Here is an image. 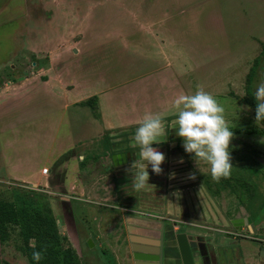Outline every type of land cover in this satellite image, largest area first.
Wrapping results in <instances>:
<instances>
[{
    "label": "rangeland",
    "instance_id": "1",
    "mask_svg": "<svg viewBox=\"0 0 264 264\" xmlns=\"http://www.w3.org/2000/svg\"><path fill=\"white\" fill-rule=\"evenodd\" d=\"M91 1L93 4L90 10L94 8L92 16L95 18H87V22L93 27L96 26L91 31L92 38L102 39L104 34L122 33L120 29L124 27L132 31L133 24L125 23L134 22L130 18L139 19L138 7L147 8L149 5L151 17L159 24H184L188 23L190 18L193 22H198L197 29L193 27L195 37L201 39L205 46H201L203 51L196 55L195 61L191 63L193 71L181 77L180 82L185 87L184 94H195L198 87H203L224 108V117L234 133L229 145L233 164L232 175L219 181L213 180L210 165L195 157L194 153L185 151L183 138L177 135L178 110L172 106L174 99L182 94L176 85L165 101L162 92L157 91L158 95L160 94L159 106L166 102L172 103L165 110L166 113L160 116L165 129L164 135L159 137L162 142L152 145L165 155V160L161 164L163 171L159 175L155 174L151 164H148L149 181L143 189L137 191L134 188L133 175L126 170L132 162L138 166L147 164L141 160L140 147L134 141V134L140 122L136 126L112 132L110 135L105 133L100 137L89 136L90 138L82 139L78 132L85 133V128L89 125V117L86 115L88 108L80 107L76 111L74 107H70L66 112L68 125L73 128V137L77 136L82 144L79 146L83 155L82 167L72 185L75 188L80 187L79 195L70 191L63 194H51L50 191V194H47L44 191L0 183V201L15 206L22 202L32 207H39L40 204L41 208L50 211L57 234L65 237L61 240L62 245L70 247L77 264H132L129 240L131 233L128 226L137 225L125 219L126 215L130 220H142L151 224L163 220L165 223L178 225V229L193 235H207L206 241H209L208 236L213 235L224 238L223 245L229 244L232 240L225 238L228 235L231 239L232 226L228 220L237 214H245L244 207L236 203V200L240 199V192L244 190L242 195L245 196L244 204L248 211H254L258 205H264V121H255L256 106L247 104L243 99L244 96L255 98L258 85L264 82V55L260 54L261 45L264 44V0H150L149 4L145 0H101L106 1L104 5L98 2L99 0ZM75 2L82 6L89 4L87 0ZM22 6L23 0H0V86L4 85L6 78H18L23 74L28 76L38 72L37 67L32 68L29 65V49L25 45L16 48L17 41L13 39L17 27L16 17L18 14L22 16ZM179 7H185L186 10L181 17V13L177 12ZM192 8L199 10V14L194 12L195 14L186 15L189 13L188 9ZM97 9L100 10L99 13L95 12ZM48 10L46 12L49 13ZM142 12L147 15L144 17L150 16L146 10ZM84 13L85 10L80 12ZM220 13L221 20L216 16ZM198 18L200 20L196 21ZM214 18L218 19V23ZM69 19L56 15L53 18V23H57L54 26L56 32L62 28V24H69ZM205 23L213 24L215 28L222 26L221 31L216 30V34L211 35V31L207 32L203 28ZM18 33V41H21L23 33L21 30ZM74 34L70 38L72 42L81 41V35ZM171 34L165 31V35ZM177 34H183L181 26L175 28V35ZM70 42L69 44H72ZM114 43L116 42L109 39L105 41V47L99 50L102 54L109 53L105 58L109 67L118 58L115 53L122 50L117 44L114 48ZM10 54L12 55L9 57ZM254 58L257 59V65L251 81L247 83L249 90H245V78ZM128 59L129 56L126 60ZM5 60L9 63H4ZM120 61L116 63L119 66L125 61V54L121 55ZM140 96L143 97L141 92ZM89 131L93 133L91 127ZM106 146H109V151L105 155L101 154V147ZM120 151L126 152L127 160L125 163L114 165L110 155ZM45 164L50 165L47 161ZM192 173H195L194 180L189 178ZM241 173L245 174L242 183L239 181L242 178ZM226 179L232 186L231 183H226ZM42 182L43 179H40L39 184ZM256 190L259 192L257 197ZM70 195L81 197L73 199L71 203L69 214L70 217L71 214L74 216L73 226L68 214L70 203L61 199ZM68 199L71 202L69 197ZM142 230L149 232L150 228L143 224ZM6 234L3 241H0V264L3 261L7 264H28L19 249L21 241L18 229L13 223L7 224Z\"/></svg>",
    "mask_w": 264,
    "mask_h": 264
},
{
    "label": "crops",
    "instance_id": "2",
    "mask_svg": "<svg viewBox=\"0 0 264 264\" xmlns=\"http://www.w3.org/2000/svg\"><path fill=\"white\" fill-rule=\"evenodd\" d=\"M74 1L23 0L22 16L18 14L16 17L17 27L13 37L17 41L15 47L25 45L29 49V65L32 68L37 67L38 72L28 76L23 74L18 78H6L4 85L0 86L2 184L44 191L47 194H50V191L51 194L70 191L79 195L80 187L75 188L72 185L82 167L80 160L83 155L79 147L82 144L77 136L73 137V128L68 125V109L88 108L86 115L89 117V125L85 128V133L78 132L82 139L90 138L89 136L100 137L105 133L110 135L112 132L136 126L148 114L164 115L172 103L166 102L159 106L160 94L158 95L157 91H161L165 96L164 101L176 85L184 94L185 87L181 85L180 78L193 71L191 63L195 61L194 57L203 51L201 46H205L201 39L195 37L194 30L197 29L198 22L195 23L190 18L188 23L184 24H159L151 17L150 5L147 8L138 7L139 19L130 18L134 22L125 23L133 24L132 31L124 27L120 29L122 33L104 34L102 39L92 38L91 31L96 26L88 23L87 18H95L92 16L94 8L90 10L93 1L87 0L88 6ZM106 1L98 2L104 5ZM145 2L149 4L150 0ZM47 9L49 13L46 12ZM192 9H188L189 13L186 15L194 12L199 14V10ZM82 10H85L84 14H80ZM97 10L95 12L99 13L100 10ZM144 10L150 14L149 17H144L147 16L142 12ZM185 11V7L177 8V12L181 13L180 17ZM56 15L70 18V23L62 24L58 32L54 28L57 23H53ZM216 16L221 20V13ZM199 20L198 18L196 21ZM214 20L218 23L217 18ZM177 26H181L182 35H175ZM203 28L215 35V31H221L222 26L215 28L213 24L205 23ZM19 30L23 33L21 41H18ZM165 31L172 34L165 35ZM74 33L81 35L83 42H72L70 38ZM109 39L116 42L114 48L115 44L122 48L120 52L115 53L118 58L110 67L105 60L109 53L99 52ZM69 41L72 44H69ZM123 54L125 61L119 66L116 63L121 62ZM127 56L130 59L126 60ZM4 63L9 62L5 60ZM106 63L108 65L103 67ZM88 98L91 99L89 102L82 103ZM76 111L73 112L75 115ZM161 111L163 112L160 114ZM90 127L93 133H90ZM104 149L105 152H102ZM108 151L109 146L100 149L104 155ZM46 161L49 166H46ZM43 167L46 168L45 173L41 172ZM40 179H43L41 185ZM68 197L61 199L63 202L69 201V214L72 200L81 197ZM124 218L130 220L127 215ZM70 222L73 226V214ZM230 235L231 239L228 235L225 238L232 242L225 245L222 243L224 238L210 235L209 241H206L207 235L202 236L203 241L212 246L207 252L216 260L219 259V264H235L232 258L238 250L241 251L245 264H256V261L264 264L263 253L257 254L258 247L249 241L248 234L244 233L240 238H235L233 233ZM228 246L231 248H227Z\"/></svg>",
    "mask_w": 264,
    "mask_h": 264
},
{
    "label": "clouds",
    "instance_id": "3",
    "mask_svg": "<svg viewBox=\"0 0 264 264\" xmlns=\"http://www.w3.org/2000/svg\"><path fill=\"white\" fill-rule=\"evenodd\" d=\"M254 97L257 102L255 121H264V82L258 85ZM172 106L178 110L177 135L183 138L185 151L194 153L195 157L210 165L213 180L219 181L221 178L230 177L233 164L229 145L234 133L229 128L224 117V108L217 99L203 87H198L195 94L178 95ZM164 131L162 118L152 114L146 115L136 129L134 141L140 147L141 160L147 164L138 166L132 162L126 170L132 173L134 188L137 191L148 184V164H151L152 171L157 175L163 171L161 164L165 160V155L152 145L162 142L159 137L164 135ZM189 178L194 180L195 173L190 174ZM29 246L36 249L35 239L29 240ZM32 257L33 260L40 261L43 258V251H33Z\"/></svg>",
    "mask_w": 264,
    "mask_h": 264
},
{
    "label": "trees",
    "instance_id": "4",
    "mask_svg": "<svg viewBox=\"0 0 264 264\" xmlns=\"http://www.w3.org/2000/svg\"><path fill=\"white\" fill-rule=\"evenodd\" d=\"M260 54L264 55V44L261 45ZM256 65L257 59L254 58L245 78V90H249V84L247 83L251 81ZM243 99L247 104L257 105L255 98L252 96H244ZM90 100L88 98L82 103L89 102ZM102 152H105V149ZM80 164L82 165V159L80 160ZM243 180L242 178L239 179L241 183ZM227 182L231 183L226 179ZM240 198L244 200L245 196L241 195ZM38 206L32 207L25 202H22L20 205L16 204L15 206L14 204H9V202L0 201V241H3L7 236V224L13 223L18 229L21 241L19 249L25 256L28 264H77L70 247L62 245L61 240L63 241L65 237L57 234L54 218L50 214V211L48 212L41 208L40 204ZM30 239H35L37 242L36 249L29 246ZM35 250L43 251V258L38 262L33 260L32 257V253ZM1 264H7V262L3 261Z\"/></svg>",
    "mask_w": 264,
    "mask_h": 264
},
{
    "label": "water",
    "instance_id": "5",
    "mask_svg": "<svg viewBox=\"0 0 264 264\" xmlns=\"http://www.w3.org/2000/svg\"><path fill=\"white\" fill-rule=\"evenodd\" d=\"M110 158L114 165L125 162L124 153L111 154ZM129 221L137 225L128 226L129 232L134 233L129 236L134 264H219V259L216 260L207 252L199 235H193L194 239H191L187 238L185 232L174 233L170 229L164 233L162 222L151 224L142 220ZM143 224L150 228L149 232L142 230ZM152 229L155 230L154 233L151 232ZM171 239L175 243V250L173 253L169 250L166 253L167 242L171 244Z\"/></svg>",
    "mask_w": 264,
    "mask_h": 264
},
{
    "label": "flooded vegetation",
    "instance_id": "6",
    "mask_svg": "<svg viewBox=\"0 0 264 264\" xmlns=\"http://www.w3.org/2000/svg\"><path fill=\"white\" fill-rule=\"evenodd\" d=\"M118 153H124L125 162H126V160H127L126 158L128 157L126 152L120 151V152H115L114 154H118ZM241 176H242V179H244L243 176H245V174L241 173ZM242 190L243 189H241V191ZM243 191L240 192L241 195H242ZM256 191H257V193H256L255 197H257L258 196L257 194L259 193L258 190H256ZM240 194H239V197H240ZM249 198H247V199H249ZM236 203L238 204V206L244 207L243 210H244L245 214H241V215L237 214L233 218H231V220H228V223L231 224V226H232V229H231L232 232L231 233H233L235 235V238L243 237L244 233L248 234L249 235V241L258 247L257 254H260V252H262L263 256H264V205H258L257 208L255 207L254 211H248L246 208V205L244 204L243 199L240 198V199L236 200ZM162 223H163V232L164 233L170 231V229H171V230H173L174 233L185 232L187 235V238L194 239L192 237L193 234L191 232L178 229L179 228L178 225H172V224L164 223L163 221H162ZM151 232L154 233L155 230H152ZM171 240L172 241L169 240L171 242V244H169V242H167L166 253L168 250L171 253H173L175 250V247H176L175 243L173 242V239H171ZM203 243H204L205 248L210 251L212 246L207 242L203 241ZM232 260L235 262V264H239V263L245 264V261H243V257H242L240 250H238L237 253L234 252ZM256 264H259V263L256 261Z\"/></svg>",
    "mask_w": 264,
    "mask_h": 264
},
{
    "label": "built area",
    "instance_id": "7",
    "mask_svg": "<svg viewBox=\"0 0 264 264\" xmlns=\"http://www.w3.org/2000/svg\"><path fill=\"white\" fill-rule=\"evenodd\" d=\"M41 172H42V173H45V172H46V168L43 167V168L41 169Z\"/></svg>",
    "mask_w": 264,
    "mask_h": 264
}]
</instances>
